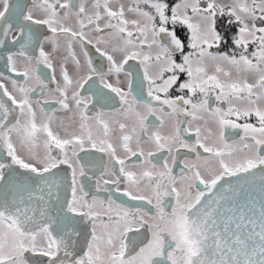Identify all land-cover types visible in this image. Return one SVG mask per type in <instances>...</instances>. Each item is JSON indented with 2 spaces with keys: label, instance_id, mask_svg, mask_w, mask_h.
<instances>
[{
  "label": "snow or ice",
  "instance_id": "obj_1",
  "mask_svg": "<svg viewBox=\"0 0 264 264\" xmlns=\"http://www.w3.org/2000/svg\"><path fill=\"white\" fill-rule=\"evenodd\" d=\"M0 61V264H264V0H0Z\"/></svg>",
  "mask_w": 264,
  "mask_h": 264
},
{
  "label": "flooded vegetation",
  "instance_id": "obj_2",
  "mask_svg": "<svg viewBox=\"0 0 264 264\" xmlns=\"http://www.w3.org/2000/svg\"><path fill=\"white\" fill-rule=\"evenodd\" d=\"M181 35H183V34L181 33ZM0 70H3V61H0ZM8 86H9V88L11 87L10 84ZM181 158H183V157H181ZM161 159H163V157H161ZM176 171L177 172L179 171V167L176 168Z\"/></svg>",
  "mask_w": 264,
  "mask_h": 264
}]
</instances>
